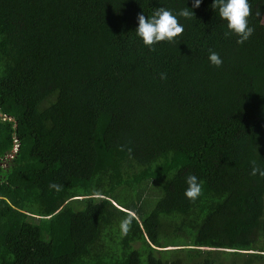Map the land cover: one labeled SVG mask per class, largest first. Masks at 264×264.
<instances>
[{
  "label": "trees",
  "instance_id": "trees-1",
  "mask_svg": "<svg viewBox=\"0 0 264 264\" xmlns=\"http://www.w3.org/2000/svg\"><path fill=\"white\" fill-rule=\"evenodd\" d=\"M211 3L149 50L192 0H0V264H264V0L241 44Z\"/></svg>",
  "mask_w": 264,
  "mask_h": 264
},
{
  "label": "clouds",
  "instance_id": "clouds-1",
  "mask_svg": "<svg viewBox=\"0 0 264 264\" xmlns=\"http://www.w3.org/2000/svg\"><path fill=\"white\" fill-rule=\"evenodd\" d=\"M202 0H192L191 7H184L178 11H171L164 7L155 8L150 15L145 12L137 14V26L135 36L141 43L153 49V45L159 42L175 43L183 31V25L178 23L177 18L190 21L194 15V8H197ZM210 7L216 13L219 20L223 21L226 27L224 35L235 36L238 44L246 41L251 35L253 29L248 25L247 17L249 16L248 0H212ZM208 61L211 65L219 67L222 60L215 52H209ZM160 78L165 79V74L160 73ZM251 165V175L264 177V168H260L255 160L249 161ZM187 185L184 196L190 201H195L201 191V185L196 175L189 174L185 177ZM50 188L59 190L58 185L50 184ZM131 223L130 217H125L119 224L120 235H126Z\"/></svg>",
  "mask_w": 264,
  "mask_h": 264
},
{
  "label": "rangeland",
  "instance_id": "rangeland-1",
  "mask_svg": "<svg viewBox=\"0 0 264 264\" xmlns=\"http://www.w3.org/2000/svg\"><path fill=\"white\" fill-rule=\"evenodd\" d=\"M264 20V19H263ZM5 163H6V161H5ZM175 248H180V247H173V246H171V247H168V248H166V249H175Z\"/></svg>",
  "mask_w": 264,
  "mask_h": 264
}]
</instances>
